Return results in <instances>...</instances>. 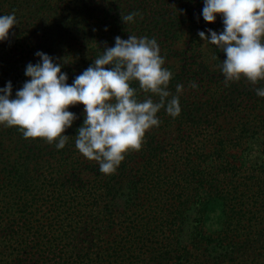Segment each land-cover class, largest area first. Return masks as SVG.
I'll return each instance as SVG.
<instances>
[{
	"label": "trees",
	"instance_id": "obj_1",
	"mask_svg": "<svg viewBox=\"0 0 264 264\" xmlns=\"http://www.w3.org/2000/svg\"><path fill=\"white\" fill-rule=\"evenodd\" d=\"M203 7L0 0V16L18 21L0 41V88L11 81L13 98L38 51L62 64L68 84L117 36L155 39L167 70L171 59L189 61L169 70L168 99L178 96L180 114L162 108L159 126L113 174L75 147L82 104L68 109L78 119L63 149L0 125V264H264V97L256 95L264 81L225 82L226 54L198 35L222 32L223 18L206 22ZM130 13L137 15L125 23ZM147 98L159 101L137 97Z\"/></svg>",
	"mask_w": 264,
	"mask_h": 264
},
{
	"label": "clouds",
	"instance_id": "obj_2",
	"mask_svg": "<svg viewBox=\"0 0 264 264\" xmlns=\"http://www.w3.org/2000/svg\"><path fill=\"white\" fill-rule=\"evenodd\" d=\"M135 15L122 20L131 22ZM217 15L223 18V31L208 29L209 35L204 31L198 35L226 54L221 68L225 82L242 77L253 85L264 81V0H204L203 19L215 23ZM17 23L14 13L0 16V41L9 39ZM35 55L40 62L26 66L30 79L15 98L11 81L0 88V125L18 127L26 139L42 138L63 149L70 138L65 132L78 119L68 109L82 104L85 118L77 129L75 147L98 162L104 174L115 173L125 154L141 149L145 133L159 126L157 113L162 108L173 117L181 112L178 96L168 99L173 74L163 67L165 60L155 39L115 37V45H105L103 54L72 84L67 83L61 63L40 51ZM133 81L139 83V90L132 87ZM182 89L177 84V93ZM141 91L157 95L159 101L138 100ZM256 95L264 97V87Z\"/></svg>",
	"mask_w": 264,
	"mask_h": 264
},
{
	"label": "rangeland",
	"instance_id": "obj_3",
	"mask_svg": "<svg viewBox=\"0 0 264 264\" xmlns=\"http://www.w3.org/2000/svg\"><path fill=\"white\" fill-rule=\"evenodd\" d=\"M184 63H186V65H188L189 64V61L188 60H185V62L182 61V63H179L178 61L171 59L169 61V64H170L169 70L173 68L174 71L179 72L181 70V64H184ZM215 69H216V66H214L212 70L215 71Z\"/></svg>",
	"mask_w": 264,
	"mask_h": 264
}]
</instances>
